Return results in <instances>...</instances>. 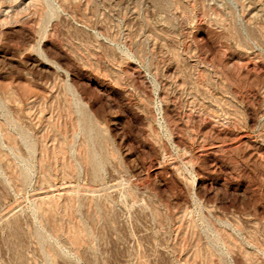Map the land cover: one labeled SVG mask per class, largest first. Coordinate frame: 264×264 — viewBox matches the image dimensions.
Segmentation results:
<instances>
[{"label":"rangeland","instance_id":"1","mask_svg":"<svg viewBox=\"0 0 264 264\" xmlns=\"http://www.w3.org/2000/svg\"><path fill=\"white\" fill-rule=\"evenodd\" d=\"M0 264H264V0H0Z\"/></svg>","mask_w":264,"mask_h":264}]
</instances>
